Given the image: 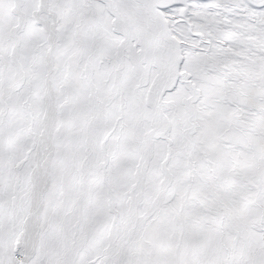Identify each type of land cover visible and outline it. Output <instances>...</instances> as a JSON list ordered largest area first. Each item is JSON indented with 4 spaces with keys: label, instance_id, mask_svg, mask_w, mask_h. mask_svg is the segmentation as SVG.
Here are the masks:
<instances>
[{
    "label": "snow or ice",
    "instance_id": "6c2138e0",
    "mask_svg": "<svg viewBox=\"0 0 264 264\" xmlns=\"http://www.w3.org/2000/svg\"><path fill=\"white\" fill-rule=\"evenodd\" d=\"M0 264H264V0H0Z\"/></svg>",
    "mask_w": 264,
    "mask_h": 264
}]
</instances>
